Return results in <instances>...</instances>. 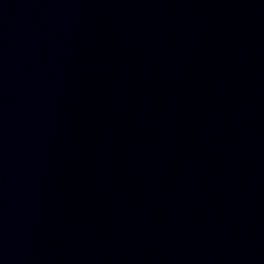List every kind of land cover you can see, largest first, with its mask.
I'll use <instances>...</instances> for the list:
<instances>
[{"label": "water", "instance_id": "95a60500", "mask_svg": "<svg viewBox=\"0 0 264 264\" xmlns=\"http://www.w3.org/2000/svg\"><path fill=\"white\" fill-rule=\"evenodd\" d=\"M0 264H264V0H0Z\"/></svg>", "mask_w": 264, "mask_h": 264}]
</instances>
